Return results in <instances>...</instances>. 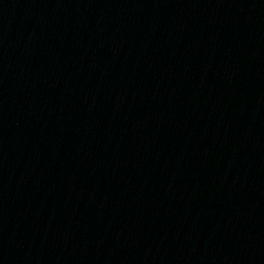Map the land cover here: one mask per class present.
Returning a JSON list of instances; mask_svg holds the SVG:
<instances>
[{
	"label": "water",
	"instance_id": "obj_1",
	"mask_svg": "<svg viewBox=\"0 0 264 264\" xmlns=\"http://www.w3.org/2000/svg\"><path fill=\"white\" fill-rule=\"evenodd\" d=\"M0 264H264V0H0Z\"/></svg>",
	"mask_w": 264,
	"mask_h": 264
}]
</instances>
